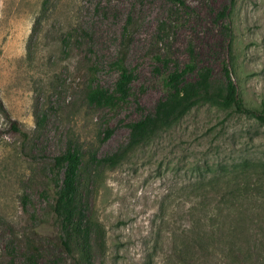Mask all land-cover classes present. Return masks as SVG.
I'll return each instance as SVG.
<instances>
[{"label":"rangeland","instance_id":"rangeland-1","mask_svg":"<svg viewBox=\"0 0 264 264\" xmlns=\"http://www.w3.org/2000/svg\"><path fill=\"white\" fill-rule=\"evenodd\" d=\"M184 1L0 0V264H264V123L225 104L223 71L264 111V0ZM121 55L130 95L93 102L118 97ZM188 64L192 99L135 143L130 124ZM68 148L83 158L87 249L66 246L53 210ZM237 184L246 197L223 199Z\"/></svg>","mask_w":264,"mask_h":264},{"label":"trees","instance_id":"trees-1","mask_svg":"<svg viewBox=\"0 0 264 264\" xmlns=\"http://www.w3.org/2000/svg\"><path fill=\"white\" fill-rule=\"evenodd\" d=\"M171 1L182 6L186 4L184 0ZM127 32L128 28L125 27V36ZM117 66L120 77L117 81L115 92L118 97L113 96L107 90L98 88L90 95L93 102L98 104H112L116 101V99H126L130 95V84L133 76L126 65V58L124 55H121L118 58ZM186 68L187 70L185 69L183 73L175 72L171 74L168 81L171 94L166 100L159 102L155 115L146 116L144 119L130 124L131 132L133 137L136 139L135 143L145 140L149 138L150 135L171 125L176 117L182 113V108L192 99L189 98V91L192 90V87L187 85L185 88H181L183 76L188 73V70H194V66L191 64H188ZM223 71L228 80L225 104L230 106L234 112L238 114L247 115L264 123V111H258L246 105L244 99L239 95L237 85L231 78L230 69L226 63L223 65ZM0 109L5 110L1 100ZM12 126L18 131L16 122H13ZM93 161L102 163L107 160L106 158L97 159V156H93ZM55 165L64 169V177L56 192L53 210L57 218L67 228V239L65 244L69 248V242L71 239H73V241L82 240L85 249H87L90 245L91 238L88 237V232L82 229L87 225L88 221V218L85 215V205H83L82 154L74 148H68L66 152L55 158ZM251 187L252 186H246V184L226 186V188H224L225 193L222 194V197L225 199L227 196L235 195L236 199H242L246 197ZM70 231H73V233ZM81 237H83V239ZM34 264L38 263L34 262Z\"/></svg>","mask_w":264,"mask_h":264}]
</instances>
